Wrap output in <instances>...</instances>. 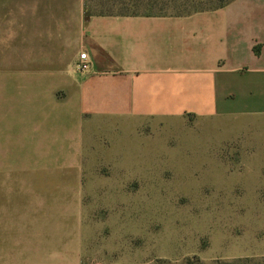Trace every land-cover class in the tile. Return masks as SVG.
I'll return each instance as SVG.
<instances>
[{
	"label": "crops",
	"instance_id": "1",
	"mask_svg": "<svg viewBox=\"0 0 264 264\" xmlns=\"http://www.w3.org/2000/svg\"><path fill=\"white\" fill-rule=\"evenodd\" d=\"M185 115L264 120V0L180 17L0 0V264L45 253L48 220L78 219L103 150Z\"/></svg>",
	"mask_w": 264,
	"mask_h": 264
},
{
	"label": "rangeland",
	"instance_id": "2",
	"mask_svg": "<svg viewBox=\"0 0 264 264\" xmlns=\"http://www.w3.org/2000/svg\"><path fill=\"white\" fill-rule=\"evenodd\" d=\"M85 2L94 15L188 14ZM140 134L125 155H97L78 219L48 220L47 251H16L15 264H264L262 116L151 119Z\"/></svg>",
	"mask_w": 264,
	"mask_h": 264
},
{
	"label": "trees",
	"instance_id": "3",
	"mask_svg": "<svg viewBox=\"0 0 264 264\" xmlns=\"http://www.w3.org/2000/svg\"><path fill=\"white\" fill-rule=\"evenodd\" d=\"M120 4L129 5L133 4L136 8L144 9L146 12L157 8L158 4L173 3L178 7L185 8L188 12L186 16L196 13L215 11L226 7L235 0H118ZM139 17V16H133ZM144 17H152L150 15H144Z\"/></svg>",
	"mask_w": 264,
	"mask_h": 264
},
{
	"label": "built area",
	"instance_id": "4",
	"mask_svg": "<svg viewBox=\"0 0 264 264\" xmlns=\"http://www.w3.org/2000/svg\"><path fill=\"white\" fill-rule=\"evenodd\" d=\"M77 69L82 72L86 73L90 69V62L88 60V55L86 53H83L80 55L79 62L77 64Z\"/></svg>",
	"mask_w": 264,
	"mask_h": 264
}]
</instances>
